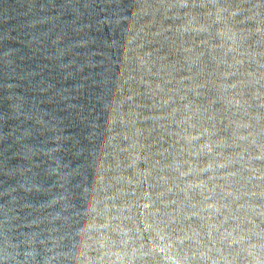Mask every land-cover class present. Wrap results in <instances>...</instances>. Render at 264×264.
I'll return each instance as SVG.
<instances>
[{
    "label": "water",
    "instance_id": "obj_1",
    "mask_svg": "<svg viewBox=\"0 0 264 264\" xmlns=\"http://www.w3.org/2000/svg\"><path fill=\"white\" fill-rule=\"evenodd\" d=\"M0 264H264V0H0Z\"/></svg>",
    "mask_w": 264,
    "mask_h": 264
}]
</instances>
